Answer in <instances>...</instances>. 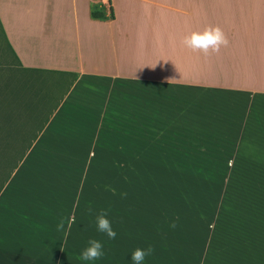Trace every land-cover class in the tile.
I'll return each instance as SVG.
<instances>
[{
    "label": "crops",
    "instance_id": "0c3cea01",
    "mask_svg": "<svg viewBox=\"0 0 264 264\" xmlns=\"http://www.w3.org/2000/svg\"><path fill=\"white\" fill-rule=\"evenodd\" d=\"M0 24L23 67L76 74L0 192V264H79L90 239L106 238L90 206L111 209L126 247L105 264H133L158 231L121 213L127 174L227 162L264 191V0H0ZM209 26L229 41L219 53L182 45Z\"/></svg>",
    "mask_w": 264,
    "mask_h": 264
},
{
    "label": "rangeland",
    "instance_id": "374dc122",
    "mask_svg": "<svg viewBox=\"0 0 264 264\" xmlns=\"http://www.w3.org/2000/svg\"><path fill=\"white\" fill-rule=\"evenodd\" d=\"M0 69V78H13L18 69L13 56L2 48L1 39ZM61 93L62 90L58 97ZM24 94L18 102L24 114L10 121L26 122L34 129L52 105L40 103L43 112L36 119L30 118L36 108L30 106ZM226 163L216 168L221 172L127 174V188L122 191L127 193L122 198L126 204L120 206L121 213L145 215L153 219L158 231L155 251L144 264H149L150 259L151 264H264V191L247 189V182L253 181L255 175L249 179L247 174L234 173ZM120 207L115 212H120ZM99 209L94 207V211ZM174 220L177 227L172 229L169 224ZM94 223L93 229L97 230ZM38 239L30 244L37 247L41 243ZM94 239L103 243L105 255L93 264H105L112 250H126L116 244L118 235L115 239ZM27 250L38 251L31 246ZM54 251L49 247L48 258L63 256L60 250ZM80 253L79 264H87L79 259Z\"/></svg>",
    "mask_w": 264,
    "mask_h": 264
},
{
    "label": "trees",
    "instance_id": "16d2710c",
    "mask_svg": "<svg viewBox=\"0 0 264 264\" xmlns=\"http://www.w3.org/2000/svg\"><path fill=\"white\" fill-rule=\"evenodd\" d=\"M92 15L101 17L97 11H93ZM0 39L5 52L13 55L1 24ZM15 61L17 74L13 78H0V192L44 128L60 98L76 78L73 72L26 68L18 60ZM2 70L0 69V72ZM18 74L19 77L16 76ZM61 90L62 93L58 97ZM23 94L24 98L31 102L30 106L36 108L30 118L36 119L41 115L43 107H40V103L52 105L43 121L34 129L26 122L18 124L10 121L24 114L20 111L21 106H18Z\"/></svg>",
    "mask_w": 264,
    "mask_h": 264
},
{
    "label": "clouds",
    "instance_id": "9594fccd",
    "mask_svg": "<svg viewBox=\"0 0 264 264\" xmlns=\"http://www.w3.org/2000/svg\"><path fill=\"white\" fill-rule=\"evenodd\" d=\"M181 43L185 48L193 52H199L207 57L213 53H219L221 47L228 46L229 41L221 28H219L218 26H209L206 27L203 31H193L191 34L186 35L182 39ZM155 66L156 64L152 67ZM126 196L127 193H121L122 198ZM110 211V208H102L98 211H94L91 206L88 208V213L90 215H95L97 231L105 234L108 239H115L117 233L113 229L110 219H108ZM74 222L75 218L73 217V223ZM64 227L65 222L64 219L61 218V220L57 224V231L63 230ZM169 227L175 229L177 227L176 221H172L169 224ZM154 251L155 249L152 245H148L145 248H136L131 254V260L133 264H144L146 258L150 257L154 253ZM104 255L105 252L103 243L96 239H90L88 241V246L81 251L79 259L91 264V262L102 259Z\"/></svg>",
    "mask_w": 264,
    "mask_h": 264
}]
</instances>
